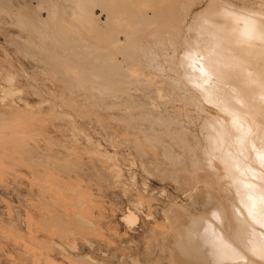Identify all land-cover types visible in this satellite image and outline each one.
<instances>
[{
    "label": "rangeland",
    "instance_id": "1",
    "mask_svg": "<svg viewBox=\"0 0 264 264\" xmlns=\"http://www.w3.org/2000/svg\"><path fill=\"white\" fill-rule=\"evenodd\" d=\"M96 1V7L94 3L88 7L95 24L92 22L86 30L79 20L73 21L70 0H0V264H212L211 259L218 258L215 248L203 246L206 251H214L207 253L202 247V255L212 257L205 261L201 247L195 246L197 240L184 237L190 226H203L201 220L202 225L199 221L197 225L191 223L200 217L212 218L213 225L220 226L233 255H249L252 246L258 248V230L248 233L229 228L224 213L219 217L215 211L221 208L222 201L218 200L230 197L224 193L229 187L214 177L215 152L207 139L212 134L211 124L201 116L199 104L192 102L195 90L187 74L183 73L185 80L180 78L184 63V46L179 45V37L185 32L182 27L209 0H117L113 9L108 5L110 0L108 4L106 0ZM240 1L213 3L252 4V0ZM187 5L189 11L180 8ZM47 9L52 16L47 15ZM106 12L111 13L109 21ZM181 12L190 15L185 18ZM181 15L184 18L179 25ZM175 21L184 32L177 26L172 31ZM103 51L111 53L116 67L135 71L128 76L132 79H123L118 73L119 82L104 84L105 79L98 77L103 73H95L96 69L98 73L104 70L99 65ZM93 52H99L100 61L94 58L96 64ZM86 57L87 63L83 61ZM155 95L160 97L156 99ZM201 99L205 107L213 106L208 99ZM195 103L199 107L191 105ZM199 135L203 140L207 136V141L201 142ZM127 211L134 215V222L120 220ZM178 239H183L181 245ZM185 239H190L191 245Z\"/></svg>",
    "mask_w": 264,
    "mask_h": 264
},
{
    "label": "bare ground",
    "instance_id": "2",
    "mask_svg": "<svg viewBox=\"0 0 264 264\" xmlns=\"http://www.w3.org/2000/svg\"><path fill=\"white\" fill-rule=\"evenodd\" d=\"M66 1V0H65ZM71 2V11L72 13L70 15H74L73 21L74 20H79L78 22L81 23L82 27H89L92 26V22L94 23V17L93 16V12L92 10H90L89 8V3H94L96 0H89V2L84 1V3L82 2V0H70ZM94 1V2H93ZM98 1V0H97ZM96 1V2H97ZM101 1V0H100ZM105 3V0H102ZM111 1V4H108ZM108 2V0H106V3L108 5H111L109 7H111V9L116 8L114 6V4H116L115 2H117V0L113 1L110 0ZM119 1V0H118ZM128 1V0H127ZM134 1V0H133ZM150 1V0H149ZM189 1V0H188ZM214 0H209V2L207 3V6H205L204 8L200 9L199 11H197L193 16H189L190 21L184 24V27H182L184 29H180V26H177V22L175 23V27H173V30L176 28V26L182 30L181 32L183 33V36L179 39L181 41V43L179 44L180 46H184V50H183V62L181 65L183 67V70L180 71L181 75L180 78L184 79V74L186 73L187 76L189 77V81L191 82V85L194 87V101L192 100V102H196L197 104H199V106H196L195 104H191V105H195L196 107H199L197 109H200V111H202V114L200 113L201 116L204 117V119L207 121H209V123L211 124L212 130L210 128V131L212 132V134L210 135L208 139L209 145L211 146V149H213V152H215L214 157L213 155H210L211 158L214 162H213V166H214V177L215 179H220L221 181H218V183L222 184V183H226V185L229 187L228 190L226 187H224V189L227 190V192L225 191L224 193H227L228 195L230 194V197L227 198V194H225L224 198L226 199H221L218 200V203L221 202V208L217 210L215 208V211H218V216L221 215L222 213H224L225 216V225H227V227L229 228H235L239 231H245L248 232L249 231H257L258 233L257 235L259 236L257 242H258V248L262 243V237H264V227H262V223H258L260 220H262L261 218L264 216V210L261 209L259 202H258V198L261 194L262 191H264V167H261V164L259 162V160L257 159V155L259 152L264 151V0H252V4H250L251 6H247V3L245 6H236V5H232V4H226V5H221V4H214L213 3ZM216 2V1H215ZM238 2V1H237ZM239 2H241L239 0ZM88 3V4H87ZM102 3V2H100ZM104 3H102L101 5H105ZM118 3V2H117ZM125 3V2H124ZM145 3V2H144ZM218 3V2H217ZM235 3V2H234ZM242 3H244L242 1ZM97 4V3H96ZM95 3L93 4V6L96 5ZM106 4V5H107ZM128 4H131V2H128ZM146 4V3H145ZM164 4V3H163ZM168 4V2H167ZM186 4V3H185ZM204 4V3H203ZM70 5V4H69ZM70 5V6H71ZM100 5V4H98ZM100 5V6H101ZM107 5V6H108ZM133 5V4H132ZM131 5V6H132ZM165 5V4H164ZM190 5V4H189ZM214 5V6H213ZM69 6V8H70ZM97 6V5H96ZM95 6V7H96ZM114 6V7H112ZM127 6V5H125ZM136 6V5H135ZM141 6V5H140ZM166 6V5H165ZM170 6V5H169ZM167 6V8L169 7ZM180 6V5H179ZM89 7V8H88ZM92 7V6H91ZM94 7V8H95ZM99 7V6H98ZM108 7V8H109ZM119 7V6H118ZM128 7V6H127ZM145 7V6H144ZM193 7V6H190ZM196 7V5H195ZM93 8V9H94ZM101 8V7H100ZM180 8H186L187 11H189L188 9V5L186 7H180ZM49 9V8H48ZM47 9V10H48ZM52 9V8H51ZM50 9V11H51ZM68 9V8H67ZM89 9V10H87ZM105 8H103L102 10H104ZM110 9V8H109ZM110 9V10H111ZM120 9V8H119ZM134 9V8H133ZM147 9V8H146ZM145 9V11H146ZM182 9V10H183ZM183 10V11H186ZM191 9V8H190ZM195 9V8H194ZM70 10V9H69ZM136 10V9H135ZM49 10L47 11V15L48 16H52V12H50ZM106 11V9H105ZM134 11V10H131ZM138 11V10H137ZM140 11V10H139ZM138 11V12H139ZM150 11V10H149ZM158 11V10H157ZM163 11V10H162ZM64 13H66L65 11H63ZM69 12V11H68ZM119 12V11H118ZM130 12V11H129ZM143 12V11H142ZM192 12V11H191ZM106 19L109 21L111 17V13L110 12H106ZM110 13V14H109ZM113 13V12H112ZM120 13V12H119ZM156 13V10H154V14ZM184 14V12H181V14ZM117 14V13H116ZM130 14V13H129ZM141 14V13H140ZM164 14V13H163ZM182 14V15H183ZM54 15V14H53ZM63 15V14H62ZM69 15V14H68ZM99 15V14H98ZM110 15V16H109ZM123 15V14H121ZM181 15V16H182ZM188 12L186 14H184L185 18L187 17ZM97 16V15H96ZM184 16L180 17V20L178 19L179 25L182 24V18H184ZM60 17V16H59ZM68 17V16H67ZM75 17V18H74ZM98 17V16H97ZM115 16H113V18H115ZM129 17V16H128ZM140 17V16H139ZM160 17V16H159ZM53 18H55V16H53ZM51 18V19H53ZM70 18V17H69ZM72 18L71 21H72ZM94 18V19H93ZM117 18V17H116ZM115 18V19H116ZM131 18V17H130ZM129 18V19H130ZM48 19V18H47ZM62 19V18H61ZM65 19V18H64ZM67 19V18H66ZM55 20V19H54ZM59 20V19H58ZM124 20V18H123ZM40 21V20H39ZM44 21V19H43ZM63 21V19H62ZM60 20V22L63 23ZM82 21V22H80ZM46 22V21H45ZM58 22V21H57ZM75 23L77 21H74ZM97 22V21H96ZM111 22V21H110ZM125 22V21H124ZM149 22V21H148ZM42 23V22H41ZM40 23V24H41ZM56 23V22H55ZM67 23V22H65ZM69 23V22H68ZM72 23V22H71ZM108 23V22H107ZM114 23V22H113ZM119 22H117L118 24ZM129 23V22H128ZM153 23V20H152ZM89 24V25H88ZM95 24V23H94ZM106 24V23H105ZM43 25V24H42ZM47 25V24H46ZM62 25H59L57 27H61ZM69 25V24H68ZM77 25V24H76ZM80 25V24H79ZM78 25V26H79ZM107 25V24H106ZM113 25L110 23V26ZM119 25V24H118ZM131 25V24H129ZM133 25V24H132ZM140 25V24H139ZM147 25V24H144ZM160 25V23H159ZM174 25V24H173ZM36 26V25H35ZM44 27H46L45 25H43ZM66 26V25H65ZM63 26V27H65ZM104 26V25H103ZM116 26V24H115ZM119 29H121L122 25H119ZM138 26V25H137ZM148 26V25H147ZM153 26V25H152ZM42 27V26H41ZM87 27V28H88ZM94 27V25H93ZM92 27V28H93ZM129 27V26H128ZM144 27V26H143ZM165 27V26H164ZM37 28V27H36ZM35 28V30H36ZM39 28V27H38ZM67 28H70V26H68ZM123 28V27H122ZM133 28V27H132ZM131 28V29H132ZM145 28V27H144ZM163 28V27H162ZM177 28V29H178ZM43 29V28H42ZM51 29V28H50ZM53 29V28H52ZM62 29V28H61ZM66 29V28H65ZM74 29V28H73ZM96 29V28H95ZM94 29V30H95ZM127 29V28H126ZM140 29V28H139ZM148 29V27H147ZM154 29V28H153ZM167 29V28H166ZM176 29V30H177ZM31 30V29H30ZM41 30V29H40ZM46 30V29H45ZM57 30V28H56ZM64 30V28H63ZM71 29H69L70 31ZM80 30V28H79ZM83 32L86 30H89L85 28L82 29ZM81 30V31H82ZM101 30V29H100ZM106 30V29H105ZM116 30V29H115ZM119 30V31H120ZM125 30V29H124ZM133 30V29H132ZM131 30V31H132ZM33 31V30H32ZM60 31V30H59ZM127 31V30H126ZM136 31V30H135ZM147 31V30H146ZM66 32V31H65ZM73 32V31H72ZM71 32L72 36L73 33ZM77 32V29L76 31ZM80 32V31H79ZM88 32V31H87ZM92 32V31H91ZM101 32V31H100ZM105 32V31H104ZM115 32V31H114ZM123 32V31H122ZM142 32V31H141ZM149 32V31H148ZM165 32V31H164ZM179 30H177L176 33H178ZM180 32V33H181ZM31 33V31H30ZM59 33H63V32H59ZM95 33V32H93ZM110 33V32H109ZM124 33V32H123ZM170 33V32H167ZM179 33V34H180ZM75 34V33H74ZM77 34V33H76ZM89 35H91V33H88ZM185 34V35H184ZM42 35V34H41ZM67 35V33L65 34ZM87 35V34H86ZM135 35V34H134ZM143 35V33H142ZM71 36V35H70ZM77 35H74V37ZM92 36H95L94 34ZM101 36V34H100ZM109 36V35H107ZM106 36V37H107ZM126 36V34H125ZM132 36V35H131ZM177 36V35H176ZM181 36V35H180ZM47 37V36H46ZM50 37V36H49ZM112 37V36H111ZM129 39V36H126ZM73 38V37H72ZM76 38V37H75ZM81 38V37H80ZM79 38V39H80ZM90 38V37H89ZM93 38V37H92ZM96 39H98L97 37H95ZM94 38V39H95ZM100 38V37H99ZM139 38V37H138ZM41 39V38H40ZM77 39V41L79 40ZM86 39V38H85ZM126 39V38H124ZM162 39V38H161ZM174 39V38H173ZM83 40V39H82ZM110 40V38L108 39ZM130 40V39H129ZM80 41V40H79ZM93 41V40H92ZM113 41H115V39H113ZM120 40L119 43H123V41ZM76 42V40H75ZM98 42V41H96ZM74 43V42H73ZM87 43V42H86ZM85 43V45H86ZM99 43V42H98ZM97 43V44H98ZM117 42V44H119ZM126 43V42H124ZM168 43V42H167ZM166 43V44H167ZM65 44V43H64ZM67 44V43H66ZM89 44H91L89 42ZM95 44V43H93ZM100 44V43H99ZM114 44L116 45V43L114 42ZM120 44V45H121ZM172 44V43H171ZM177 44V43H176ZM80 45V44H79ZM126 45V44H125ZM135 45V44H134ZM156 45V44H155ZM63 46V45H62ZM81 46V45H80ZM68 47V46H67ZM89 47V46H88ZM97 47V46H96ZM117 47V46H114ZM158 47V46H157ZM113 48V46H112ZM165 48V47H164ZM166 49V48H165ZM175 49V48H174ZM62 50V49H61ZM87 52L91 51L92 49H86ZM89 50V51H88ZM96 52V49H94ZM99 50V47H98ZM103 50V49H102ZM182 50V49H181ZM123 51V50H122ZM176 51V50H175ZM67 52V51H66ZM69 52V51H68ZM100 52V51H99ZM99 52H97V54H94V57L92 56L93 54H91V56L93 57L92 61H95L96 64V60H94L95 57H99ZM64 53V52H63ZM102 53V52H101ZM147 53V52H146ZM162 53V52H160ZM76 54V53H75ZM150 54V53H149ZM89 55V54H88ZM98 55V56H96ZM176 55V54H175ZM179 55V54H178ZM122 57V56H121ZM90 58V57H89ZM101 58V61L99 60ZM98 60L100 61L98 63L97 60V65L96 67L98 68V66L100 65V69H104L100 70L101 73L96 72V67L94 69L95 73L98 74H104L105 76H98L99 78H101L102 81H104L102 78L105 79V82H115L118 80V82L120 81L119 77H118V73L122 74V78L123 76H128L130 75V73L132 74L135 71H127L126 69H123L122 67H116V65L114 63H112V55L111 53L108 52H104L102 53V57H100ZM139 58V57H138ZM151 57H148V60ZM154 58V57H153ZM179 58V57H178ZM87 59V57L85 58V60L83 59V61L85 62ZM134 59V58H133ZM79 60V59H78ZM91 60V58H90ZM89 60V61H90ZM112 60V61H111ZM92 61L90 62L92 64ZM150 61V60H149ZM153 60H151L152 63ZM158 61V60H157ZM174 61V59H173ZM179 61V60H178ZM187 63H186V62ZM61 62V61H60ZM82 62V61H81ZM134 62V61H133ZM148 62V61H147ZM72 63V62H71ZM79 63V62H78ZM83 63V62H82ZM81 63V64H82ZM87 63V62H85ZM89 63V64H90ZM174 63H176L174 61ZM69 64V63H68ZM99 64V65H98ZM135 64V63H134ZM166 64V63H165ZM179 64V63H177ZM176 64V65H177ZM77 65V64H76ZM127 65V64H126ZM172 65V64H171ZM175 65V66H176ZM85 66V65H84ZM93 66V64H92ZM118 66V65H117ZM125 66V65H123ZM128 66V65H127ZM75 67V66H74ZM73 67V69H74ZM80 67V66H79ZM166 67V66H165ZM179 67V66H178ZM181 67V68H182ZM88 68V67H87ZM91 65H90V69H91ZM134 68V67H133ZM138 68V67H137ZM93 69V70H94ZM86 70V69H85ZM91 70V71H93ZM146 70V69H145ZM71 71V70H70ZM75 71V69H74ZM90 71V70H89ZM90 74H94L91 73ZM99 71V69H98ZM104 71V72H103ZM177 71V70H176ZM178 71V72H179ZM185 71V72H184ZM78 72V71H77ZM87 73V72H86ZM166 73V72H165ZM184 73V74H183ZM119 74V75H120ZM134 74V73H133ZM136 74V73H135ZM134 74V75H135ZM147 74V73H146ZM183 74V75H182ZM84 75V74H83ZM168 75H170L168 73ZM79 76V75H78ZM88 76V75H87ZM94 76V75H93ZM90 77L91 78H98L97 76L95 77ZM102 76V77H101ZM121 76V75H120ZM132 76V75H130ZM150 76V75H149ZM148 76V77H149ZM136 77V76H135ZM134 79H137V77ZM144 77V76H143ZM165 77V76H164ZM98 78V80H99ZM121 78V79H122ZM131 78V77H129ZM128 78V79H129ZM160 78V77H159ZM124 79V78H123ZM122 79V80H123ZM128 79H125V81L128 82ZM132 79V78H131ZM178 79V78H177ZM182 79V80H183ZM187 79V80H188ZM97 80V79H96ZM100 80V81H101ZM174 80V79H173ZM185 80V79H184ZM90 81V80H89ZM94 81V80H93ZM154 81V80H153ZM169 82V81H168ZM178 82V81H177ZM184 82V81H183ZM94 83V82H92ZM129 83V82H128ZM139 83V82H138ZM152 83V82H151ZM176 83V82H175ZM181 83V82H180ZM226 83L228 84L226 86ZM111 84V83H110ZM109 84V85H110ZM122 84V83H121ZM120 84V85H121ZM124 84V83H123ZM145 84V83H144ZM186 86H189L187 83H184ZM93 85V84H92ZM96 85H98V82L96 83ZM125 85V84H124ZM127 85V84H126ZM143 85V84H142ZM175 85V84H174ZM182 85V84H181ZM103 87V85H101ZM106 86V85H105ZM137 86V85H136ZM151 86V85H150ZM156 86V85H155ZM185 86V87H186ZM94 87V86H93ZM97 87V86H96ZM110 87V86H108ZM116 87V86H115ZM114 87V88H115ZM120 87V86H119ZM122 87V86H121ZM105 88V87H104ZM107 88V87H106ZM111 88V87H110ZM148 88V87H147ZM179 88V87H178ZM98 87V90L99 91ZM117 89V88H116ZM172 89V87H171ZM182 89H184V87H182ZM187 89V87H186ZM191 90V88H189ZM188 89V90H189ZM96 90V89H94ZM108 90V88H107ZM113 90V89H112ZM134 90V89H133ZM161 90V89H160ZM174 91V89H172ZM180 90V89H179ZM185 90V89H184ZM189 90V91H190ZM110 91V90H109ZM156 91V90H154ZM165 91V90H163ZM187 91V90H186ZM128 92V91H126ZM136 92V91H135ZM176 92V91H175ZM192 92V91H191ZM108 93V92H107ZM105 93V94H107ZM119 93V92H117ZM154 93V92H153ZM152 93V94H153ZM183 93V92H182ZM190 93V92H189ZM103 94V89H102V93ZM126 94V93H125ZM170 94H172L170 92ZM127 95V94H126ZM165 95V94H164ZM189 95V94H187ZM162 96V95H161ZM183 96V95H182ZM205 98L209 100V103H211L213 106H208L205 107V104H203L200 100V98ZM128 97V96H127ZM156 97V95H155ZM157 97H160L157 95ZM156 97V99H157ZM186 97V95L184 96V98ZM188 97V96H187ZM191 97V96H190ZM147 98V97H146ZM165 98V97H163ZM161 100H164V99ZM179 98V97H178ZM183 98V97H181ZM133 99V98H132ZM188 99V98H187ZM186 99V100H187ZM190 99H193L190 98ZM146 100V99H145ZM166 100V98H165ZM154 101V99L152 100ZM160 101V100H158ZM168 101V100H167ZM189 101V100H188ZM186 103H189V102ZM162 102V101H161ZM179 102V101H178ZM177 102V103H178ZM181 102V101H180ZM185 102V101H184ZM191 102V103H192ZM148 103V102H147ZM158 103V102H157ZM171 103V102H170ZM184 103V104H186ZM124 104V103H123ZM145 104V103H144ZM143 104V105H144ZM190 104V103H189ZM131 105V104H130ZM134 105V104H133ZM180 105V104H179ZM106 106V105H105ZM142 106V105H140ZM182 106V105H181ZM185 106V105H184ZM194 106V108H195ZM147 107V106H146ZM159 107V106H158ZM174 107V106H173ZM179 107V106H177ZM124 108V107H123ZM122 108V109H123ZM132 108V107H131ZM151 108V107H150ZM154 108V107H153ZM160 108V107H159ZM192 109V108H191ZM124 110H126V108H124ZM147 110V109H146ZM153 110V109H152ZM158 110V109H157ZM196 110V109H195ZM144 111V110H143ZM181 111V110H180ZM189 113V112H188ZM174 115V114H173ZM196 115V114H195ZM198 115V113H197ZM199 115V116H200ZM139 116V115H138ZM165 116V115H164ZM136 117V116H135ZM146 117V116H145ZM186 117V116H184ZM183 118V117H182ZM195 118V117H194ZM143 120V119H142ZM158 120V119H157ZM167 120V119H166ZM181 120V119H180ZM131 121V120H130ZM133 121V120H132ZM175 122V120L173 121ZM178 123V122H175ZM189 123V122H188ZM182 123H180L179 125H181ZM204 124V122L202 123ZM170 125V124H169ZM176 125V124H175ZM206 125V124H205ZM177 126V125H176ZM154 127V126H153ZM179 127V126H177ZM202 127H204V125H202ZM201 127V128H202ZM208 127V126H207ZM173 128V127H172ZM200 128V129H201ZM158 129V128H157ZM176 129V128H175ZM180 129V128H179ZM206 129V128H205ZM208 129V128H207ZM170 130V129H169ZM174 131V130H173ZM172 131V133H173ZM179 131V130H177ZM184 131V129H183ZM205 131V130H204ZM202 131V132H204ZM207 131V130H206ZM181 132H182V128H181ZM209 132V131H208ZM210 132V133H211ZM168 133V132H166ZM165 133V134H166ZM171 133V132H170ZM169 133V134H170ZM176 133V132H175ZM178 133V132H177ZM183 133V132H182ZM182 133L179 134V138L180 135H182ZM150 134V133H149ZM185 134V133H183ZM203 134V133H202ZM209 134V133H206ZM152 135V133H151ZM167 135V134H166ZM172 135V134H171ZM205 136V133L203 134ZM150 136V135H149ZM170 136V135H169ZM176 136V135H175ZM178 136V135H177ZM195 136V135H194ZM207 137V136H206ZM206 137L204 138V140L206 139ZM137 138V137H135ZM162 138V137H161ZM178 138V137H176ZM196 138V137H195ZM193 138V139H195ZM198 138V137H197ZM196 138V139H197ZM141 139V138H140ZM155 139V138H154ZM158 139V138H157ZM160 139V138H159ZM195 139V141L198 143V141ZM200 139V135L199 138ZM203 140V136L201 138ZM200 139V140H201ZM207 139L205 141H207ZM143 140V139H142ZM185 140V139H184ZM201 140V142H203ZM180 141V140H179ZM187 141V140H186ZM148 142V141H146ZM150 142V141H149ZM135 143V142H134ZM140 143V142H139ZM200 143V142H199ZM198 143V144H199ZM206 143V142H205ZM204 143V144H205ZM137 144V143H136ZM146 144V143H145ZM151 144V143H150ZM191 144V143H190ZM194 144V143H193ZM198 144H194L196 145V147L198 146ZM207 144V143H206ZM135 145V144H134ZM184 145V144H183ZM200 145V144H199ZM186 146V145H185ZM193 146V145H192ZM155 147V146H154ZM184 147V146H183ZM189 147V144L188 146ZM194 147V146H193ZM194 147V148H196ZM200 146H198L199 148ZM202 147V146H201ZM205 147V146H204ZM207 147V146H206ZM205 147V148H206ZM186 148V147H185ZM193 148V150H194ZM203 148V147H202ZM208 148V147H207ZM255 148V151H253V149ZM183 149V148H182ZM189 150H191L190 148H188ZM201 149V148H200ZM187 150V149H186ZM156 151V150H155ZM192 151V150H191ZM200 151V150H199ZM204 151V150H202ZM201 151V153H202ZM159 152V151H158ZM187 152V151H186ZM197 152V151H195ZM194 152V153H195ZM207 152V151H206ZM210 152V151H209ZM213 152H211L213 154ZM167 153V152H166ZM200 153V152H199ZM205 153V152H204ZM191 154V153H190ZM193 154V153H192ZM196 154V153H195ZM198 154V153H197ZM198 156V155H197ZM208 156V155H207ZM193 159H195V156H192ZM174 158V157H173ZM201 158V157H200ZM203 158V157H202ZM201 158V159H202ZM192 159V158H191ZM192 159V160H193ZM205 159V158H204ZM197 157H196V159ZM188 161V160H187ZM200 161V160H199ZM207 161V160H206ZM205 161V162H206ZM209 161V160H208ZM194 162V161H193ZM204 162V163H205ZM196 163V162H195ZM162 164V163H161ZM191 164V163H190ZM206 164V163H205ZM192 165V164H191ZM200 165V164H199ZM164 166V165H163ZM178 166V165H177ZM208 166V165H207ZM192 167V166H191ZM206 168V167H205ZM196 169V168H195ZM189 170V169H188ZM205 170V169H204ZM208 170V169H207ZM210 170V169H209ZM191 171V170H190ZM209 172V171H208ZM192 173V172H191ZM200 173V172H199ZM190 174V173H189ZM175 175V174H174ZM199 176V175H198ZM189 177V176H187ZM191 178V177H190ZM202 178V177H201ZM187 179V178H186ZM194 179V178H193ZM209 179V177H208ZM210 180V179H209ZM208 180V181H209ZM196 181V180H195ZM193 181V182H195ZM204 181V180H203ZM217 181V180H216ZM191 182V181H190ZM192 184V183H190ZM213 185V184H212ZM217 185V184H215ZM200 186V185H199ZM206 186V185H205ZM225 186V185H224ZM212 187V186H211ZM218 187V185H217ZM220 188V187H219ZM218 188V189H219ZM204 189V188H202ZM207 189V188H206ZM222 189V186H221ZM223 189V190H224ZM222 190V193H223ZM212 192V191H211ZM217 192V191H216ZM220 192V191H219ZM215 193V192H214ZM212 194V193H211ZM218 194V193H217ZM221 194V193H219ZM218 194V195H219ZM222 195V194H221ZM252 195L256 200H257V207L254 210V214L253 215H249V210L252 209V201L249 200V196ZM205 196V195H204ZM207 196V195H206ZM220 196V195H219ZM216 195V198L219 197ZM222 196H220L221 198ZM188 198V197H187ZM205 198V197H204ZM207 198V197H206ZM223 198V197H222ZM209 199V198H208ZM228 199V200H227ZM227 200V201H225ZM230 200V201H229ZM28 202V201H27ZM217 202V200H216ZM219 205V204H218ZM179 207V206H177ZM214 208H212L213 210ZM175 210V209H174ZM209 212V211H207ZM178 213V212H177ZM196 213V212H195ZM212 213V211L210 212V214ZM214 213V211H213ZM202 214V213H201ZM204 214V213H203ZM195 215V214H194ZM209 215V214H208ZM213 215V214H212ZM190 216V215H189ZM203 216V215H202ZM205 216V215H204ZM223 216V215H222ZM221 216V217H222ZM241 216V217H240ZM169 217V216H168ZM179 217V216H178ZM192 217V216H191ZM206 217V216H205ZM210 217V216H209ZM217 217V216H216ZM220 217V216H219ZM243 217V218H242ZM180 218V217H179ZM223 218V217H222ZM167 219V218H166ZM191 219V218H190ZM196 219V218H195ZM212 219V218H211ZM208 218H199L194 220V222L191 223H196V221L198 222L199 220H201L203 226H199L200 228H192V226H190L191 228H187L186 232H185V236H190L189 238H191L194 241L195 239L197 240L196 242V248H200L201 247V256L204 255V252L206 251L204 249L203 246H207V247H212L213 249L215 248V254L218 257L217 259H214L212 257H208V255L205 254V256H203V258H205V261L212 258L211 262L212 264H243L244 260L249 261V264H264V260H262L259 256V254L257 253V255H252L251 251L250 254L246 255V254H242L243 256H235L232 254V250L233 248L231 247V245L224 239V234L222 233V231L220 230V226L217 227L214 224V222L212 223ZM216 219V218H215ZM121 221H125V222H134L135 217L132 213L127 211V214L123 215L120 218ZM222 221L224 219H221ZM220 223H223L221 222ZM189 221V220H188ZM193 221V220H192ZM173 222V221H172ZM179 222V221H178ZM200 222V221H199ZM198 222V223H199ZM201 222L199 224H201ZM204 222V223H203ZM198 223H196L195 225H197ZM173 224V223H172ZM201 224V225H202ZM224 224V223H223ZM221 224V225H223ZM252 224V225H251ZM190 225V224H189ZM192 225V224H191ZM194 225V224H193ZM217 225H219L217 223ZM182 226V225H181ZM194 227V226H193ZM196 227V226H195ZM223 227V226H222ZM224 228V227H223ZM226 228V226H225ZM224 231V230H223ZM237 231V232H239ZM230 232V231H229ZM234 232V231H233ZM175 233V232H174ZM255 233V232H254ZM176 234V233H175ZM178 234V233H177ZM183 234V233H182ZM241 234V233H240ZM247 234V233H246ZM184 235V234H183ZM231 235V234H230ZM252 235V232H251ZM251 235H247L248 237H251ZM255 235V234H253ZM252 235V237H253ZM256 235V237H257ZM179 236V235H178ZM237 236V235H234ZM243 236V233H242ZM246 236V238H248ZM181 237V236H180ZM183 237V236H182ZM244 237V236H243ZM251 237V239H252ZM179 238V237H178ZM226 238V237H225ZM229 238V237H228ZM235 238V237H232ZM245 238V237H244ZM176 239V238H175ZM184 239V238H183ZM182 239V240H183ZM237 239H239L237 237ZM242 239V238H241ZM179 240V239H178ZM177 240V242H178ZM181 240V241H182ZM188 240V244L191 245V243H189L190 239H185V241ZM180 241V240H179ZM180 241V245L181 242ZM235 241V240H234ZM241 241V240H240ZM243 241V240H242ZM246 241V239H245ZM249 241V240H248ZM251 241V240H250ZM250 243L251 245V242ZM253 241V240H252ZM193 242V241H191ZM230 242V241H229ZM231 242H233L231 240ZM239 242V240L237 241ZM236 242V245H237ZM247 242V241H246ZM187 243V242H186ZM235 243V242H234ZM244 243V241L242 242ZM175 244L176 241H175ZM192 244H195L192 243ZM200 246L198 247L197 246ZM187 245V244H186ZM188 245V246H189ZM235 245V246H236ZM244 245H247L244 244ZM253 245V244H252ZM251 245V246H252ZM179 246V245H176ZM185 246V245H183ZM249 246V244H248ZM246 246V247H248ZM250 246V247H251ZM181 247V246H180ZM192 247V246H190ZM205 251H203V249ZM209 247V248H210ZM237 247H240L237 246ZM235 247V248H237ZM244 247V246H243ZM248 247V248H250ZM177 248V247H176ZM182 248V247H181ZM206 248V247H205ZM234 248V249H235ZM241 248V247H240ZM252 248H254V246H252ZM257 248V249H258ZM179 249V248H178ZM176 249V250H178ZM216 249L218 250V252H216ZM246 249V248H245ZM186 250V249H185ZM194 251L196 250L195 247L193 249ZM239 250V249H238ZM242 250V249H240ZM198 251V250H197ZM213 250L210 249V252H214ZM237 251V250H236ZM243 251V250H242ZM241 251V253H242ZM184 252H188V251H184ZM192 252V251H191ZM207 253L209 252V250L206 251ZM209 252V253H210ZM235 252V250H234ZM171 253V252H170ZM200 254V252H197ZM240 253V252H239ZM245 253V252H244ZM203 254V255H202ZM238 254V252H237ZM186 256L187 253H186ZM213 256V255H211ZM192 258V257H191ZM87 259V258H86ZM201 259V257H200ZM202 260V259H201ZM200 260V261H201ZM94 262V261H93ZM195 262V261H194ZM197 262V261H196ZM210 262V263H211ZM91 263V262H90ZM206 263V262H205ZM95 264V263H94ZM209 264V262H208Z\"/></svg>",
    "mask_w": 264,
    "mask_h": 264
},
{
    "label": "snow or ice",
    "instance_id": "3",
    "mask_svg": "<svg viewBox=\"0 0 264 264\" xmlns=\"http://www.w3.org/2000/svg\"><path fill=\"white\" fill-rule=\"evenodd\" d=\"M253 151H255V148L253 149ZM257 159L259 160L261 167H264V151H261L258 153ZM249 200L252 201V209L249 210V215L251 216L254 214V210L257 207V200L252 195L249 196ZM258 202H259L261 209L264 210V191L261 192L258 198ZM261 219H262V227H264V217H262ZM261 239H262V243L260 247L258 249L257 248L251 249V254L257 255L258 253L260 258L264 260V237H262ZM243 264H249V261L244 260Z\"/></svg>",
    "mask_w": 264,
    "mask_h": 264
}]
</instances>
